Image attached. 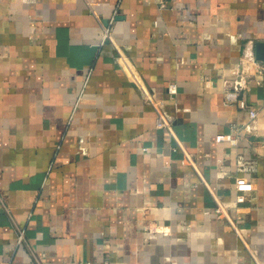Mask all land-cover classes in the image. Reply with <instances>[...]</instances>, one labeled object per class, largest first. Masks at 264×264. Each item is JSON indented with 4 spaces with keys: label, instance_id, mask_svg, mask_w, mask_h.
I'll return each mask as SVG.
<instances>
[{
    "label": "crops",
    "instance_id": "crops-1",
    "mask_svg": "<svg viewBox=\"0 0 264 264\" xmlns=\"http://www.w3.org/2000/svg\"><path fill=\"white\" fill-rule=\"evenodd\" d=\"M260 41L264 0H0V264H264Z\"/></svg>",
    "mask_w": 264,
    "mask_h": 264
},
{
    "label": "built area",
    "instance_id": "built-area-1",
    "mask_svg": "<svg viewBox=\"0 0 264 264\" xmlns=\"http://www.w3.org/2000/svg\"><path fill=\"white\" fill-rule=\"evenodd\" d=\"M238 82L241 83V84H244L245 83V79H240V80H238ZM177 89H178V86H177L176 82H170L167 85V91H168V93L170 95L175 94L177 92ZM146 97H147V100L149 102L154 104L155 108L158 111V117H157L158 126L159 127H164V126L170 127L169 121L166 119V117L164 116V114L162 113V111L160 109V105L162 104V100L156 99L154 94L151 93L148 90H146ZM237 103H238V105L241 108H247L251 117H255L257 115V113H258L257 109L255 107H253V106H250L245 98H238L237 99ZM216 139L218 141L228 140V141L236 142L237 141V136L233 135L232 133H220V134H217ZM186 158L189 161H192L191 155H187ZM237 199H238V201H244L245 200V196L244 195H238ZM216 211L219 214L223 213V208L221 206H218L216 208Z\"/></svg>",
    "mask_w": 264,
    "mask_h": 264
},
{
    "label": "water",
    "instance_id": "water-1",
    "mask_svg": "<svg viewBox=\"0 0 264 264\" xmlns=\"http://www.w3.org/2000/svg\"><path fill=\"white\" fill-rule=\"evenodd\" d=\"M258 46L259 49L261 50V54H260L262 55L261 57H264V42L263 41L258 42Z\"/></svg>",
    "mask_w": 264,
    "mask_h": 264
}]
</instances>
